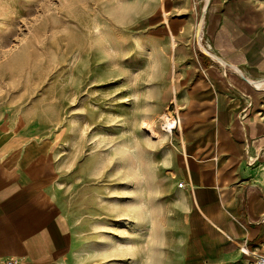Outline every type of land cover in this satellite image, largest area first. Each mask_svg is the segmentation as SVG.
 Instances as JSON below:
<instances>
[{"label": "rangeland", "instance_id": "rangeland-1", "mask_svg": "<svg viewBox=\"0 0 264 264\" xmlns=\"http://www.w3.org/2000/svg\"><path fill=\"white\" fill-rule=\"evenodd\" d=\"M262 18L264 0H0V130L51 145L69 264H185L192 194L160 118L177 110L179 60L219 76L211 54L264 45L239 32Z\"/></svg>", "mask_w": 264, "mask_h": 264}, {"label": "crops", "instance_id": "crops-1", "mask_svg": "<svg viewBox=\"0 0 264 264\" xmlns=\"http://www.w3.org/2000/svg\"><path fill=\"white\" fill-rule=\"evenodd\" d=\"M239 32L264 36V18ZM250 43L237 41L236 61L219 59L264 81V45ZM178 63L177 163L192 194L182 261L249 264L264 256V89L228 68L217 71L221 79L203 58ZM57 178L50 144L0 130V264H69L74 231L55 201Z\"/></svg>", "mask_w": 264, "mask_h": 264}, {"label": "bare ground", "instance_id": "bare-ground-1", "mask_svg": "<svg viewBox=\"0 0 264 264\" xmlns=\"http://www.w3.org/2000/svg\"><path fill=\"white\" fill-rule=\"evenodd\" d=\"M199 34H200V33L198 32V33H197V36H199ZM211 56H212V58L215 60L216 63L221 64V66L224 67V68H228L229 70L238 73V74L241 76V78H242L243 80L249 81V83H250L251 85H253V86H258L259 88H264V81L252 82V81L248 80V78H245V77H244V76H243L238 70H236L235 67L229 66L228 64L224 63V61H222V60L219 59V58H216V57L213 56L212 54H211ZM160 119L163 121L161 126L163 127L164 131H163V130H162V131L168 135V138H169L170 135L173 136V134H170V133L168 132L169 130H171V129L175 126V124H174V120H173V118H171V115L168 114L167 112H165V113L161 116ZM147 129L149 130V134L151 135L152 139L160 138V132H159V129H157L156 127H150V128L148 127ZM169 134H170V135H169ZM183 159H184V157H183ZM185 162H186V161H185ZM184 166H185V165H184ZM186 171H187V170H186Z\"/></svg>", "mask_w": 264, "mask_h": 264}, {"label": "built area", "instance_id": "built-area-1", "mask_svg": "<svg viewBox=\"0 0 264 264\" xmlns=\"http://www.w3.org/2000/svg\"><path fill=\"white\" fill-rule=\"evenodd\" d=\"M201 50H202V52L206 51L205 50V47H203V46L201 47ZM172 118L174 120L175 126L171 130L168 131L170 134H173L174 132H177L178 126H179L178 116L176 114H172ZM178 187L179 188H184V183L179 184ZM3 264H16V262L9 261V262H5ZM249 264H264V256H256L254 258V260H252L251 262H249Z\"/></svg>", "mask_w": 264, "mask_h": 264}, {"label": "water", "instance_id": "water-1", "mask_svg": "<svg viewBox=\"0 0 264 264\" xmlns=\"http://www.w3.org/2000/svg\"><path fill=\"white\" fill-rule=\"evenodd\" d=\"M205 14H206L205 12L202 13L200 21H204V19H205Z\"/></svg>", "mask_w": 264, "mask_h": 264}]
</instances>
